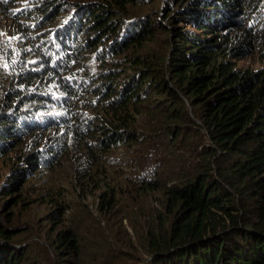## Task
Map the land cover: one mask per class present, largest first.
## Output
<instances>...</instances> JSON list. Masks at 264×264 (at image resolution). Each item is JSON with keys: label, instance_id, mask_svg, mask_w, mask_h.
I'll list each match as a JSON object with an SVG mask.
<instances>
[{"label": "trees", "instance_id": "16d2710c", "mask_svg": "<svg viewBox=\"0 0 264 264\" xmlns=\"http://www.w3.org/2000/svg\"><path fill=\"white\" fill-rule=\"evenodd\" d=\"M18 1L0 0L14 22L0 45V158L17 153L22 186L68 159L74 183L99 191L100 217L88 224L76 196L41 242L27 244L32 226H0V264H264V68L236 65L264 61V0H163L181 13L156 66L129 57L158 23L119 17L139 0L55 29L61 2L36 0L22 22L7 9Z\"/></svg>", "mask_w": 264, "mask_h": 264}, {"label": "rangeland", "instance_id": "374dc122", "mask_svg": "<svg viewBox=\"0 0 264 264\" xmlns=\"http://www.w3.org/2000/svg\"><path fill=\"white\" fill-rule=\"evenodd\" d=\"M48 1L54 3L61 2L63 9L67 11L53 22V24H57L54 25V29L59 26L58 24H70L75 27L78 23L88 24L89 18L85 16L88 7L94 9L95 6L109 4V0H40L39 2L43 3V7H46V2ZM168 1L171 2L172 0ZM163 3V0H139L136 4L126 5V11L129 13L128 15L125 14V11L121 10V16H119L125 21L129 20L130 22L136 21V18L138 21L143 20V18L150 20L152 17L158 20V23L155 24L157 28H155L153 41L143 49L144 51L142 50V52L138 53V55L137 52L129 54L130 58L142 57L150 66L160 64L162 60L167 57L169 49L166 42L169 39V35L164 32V26L167 25L170 29H173L175 18L178 17V13H181L180 10L175 8L171 3L166 4L163 9ZM37 4L36 0H23L18 1L16 4L9 3L7 9L14 12L13 14L15 15H19V18H22L21 21L24 22L25 15L20 13V11L23 9H30L33 11L34 5ZM2 7L3 6L0 5V45L6 44L5 38L9 39L7 32H13L12 28L14 27V22L11 23L6 19V14L3 12V9H1ZM111 7L117 11L120 10L115 4H112ZM157 11H161L160 18ZM181 18L179 19L180 21L182 20ZM185 26L184 23H181L174 27L181 29ZM83 28H85V26ZM124 28H119L115 31V34L111 33L106 35L103 40H108V38H120L121 34L126 32ZM188 30L192 31L190 33H193V27H188ZM85 34L86 33H84V35ZM236 65L239 70L247 71L250 69L252 71H259L264 68V61L258 56H253L243 61H236ZM29 141H31V138H27L25 142L27 143ZM24 143L19 147L20 149H23ZM20 154L22 155V153ZM16 155L17 153H13L9 156L0 158V226L9 229L23 228L20 232L32 226L35 230L34 235L29 238L27 244L36 240L41 242L42 240L39 238L43 236L47 239L48 236L44 233H46L48 229L58 225L55 224V221L53 223L51 219L56 218L55 213L60 206H66L67 202L66 207L73 208L76 203V196L84 198V201L78 204L76 209L79 211H90L93 217V219L91 217L88 221V224L99 221L98 218L100 216L97 213L99 199L97 195L99 191H97L96 194H92L74 183L76 175L75 172L72 171L71 162L68 159H64L62 163L59 164V167L56 168V171H47L35 177H31L28 179L27 183L22 186L25 176L22 175L24 169H20V164L23 162L18 164ZM9 184H11V186H8ZM77 210L71 209L69 212L72 211L73 216L76 218L80 215ZM13 216L14 219L12 221L9 218ZM118 222H120V220L112 219L110 224ZM127 224L128 223L125 221L124 225L127 226ZM13 245L14 247H21L19 243ZM48 252L52 253V251ZM137 264H144V261L140 260Z\"/></svg>", "mask_w": 264, "mask_h": 264}, {"label": "clouds", "instance_id": "9594fccd", "mask_svg": "<svg viewBox=\"0 0 264 264\" xmlns=\"http://www.w3.org/2000/svg\"><path fill=\"white\" fill-rule=\"evenodd\" d=\"M6 39V38H5Z\"/></svg>", "mask_w": 264, "mask_h": 264}]
</instances>
